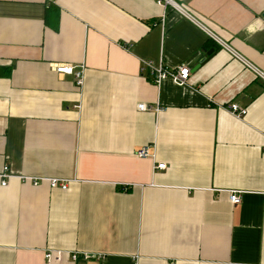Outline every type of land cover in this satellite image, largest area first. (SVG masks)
I'll list each match as a JSON object with an SVG mask.
<instances>
[{
  "label": "crops",
  "instance_id": "0c3cea01",
  "mask_svg": "<svg viewBox=\"0 0 264 264\" xmlns=\"http://www.w3.org/2000/svg\"><path fill=\"white\" fill-rule=\"evenodd\" d=\"M5 168L0 264H264V0H0Z\"/></svg>",
  "mask_w": 264,
  "mask_h": 264
},
{
  "label": "built area",
  "instance_id": "2783aa9c",
  "mask_svg": "<svg viewBox=\"0 0 264 264\" xmlns=\"http://www.w3.org/2000/svg\"><path fill=\"white\" fill-rule=\"evenodd\" d=\"M49 2H55V0H48ZM165 4L168 5L171 3V0H164ZM145 68L150 70L151 77L153 82L160 86L164 81L171 80L172 82L183 85L189 77V68L187 66H180L176 69L169 70L165 68L163 65L159 67L153 66L152 63H145ZM57 73L59 74H74L77 79V85H83V71L81 70L78 73H74L73 69L68 66H61L57 68ZM138 109L142 112L149 111L151 108H147L145 105H139ZM233 114H236L239 117L246 115V111L241 110L239 106L232 105L230 108ZM151 147L141 148L136 156L141 159L151 158L154 159V156L150 154ZM166 169L165 164H158L154 166V172L163 171ZM13 175L9 173L8 168H5L4 171L0 174V179L2 180L1 185L5 187L7 185V179L11 178ZM18 179L21 183L32 184L34 187H38L42 183H48L51 189H61L62 191H67L69 188L68 181L60 180V179H48V178H32V177H24L18 176ZM229 200L233 205H239L241 202V196L239 192H230ZM62 253L49 251L45 255V259L49 264L59 263L62 261ZM74 260H76V255L72 256Z\"/></svg>",
  "mask_w": 264,
  "mask_h": 264
},
{
  "label": "trees",
  "instance_id": "16d2710c",
  "mask_svg": "<svg viewBox=\"0 0 264 264\" xmlns=\"http://www.w3.org/2000/svg\"><path fill=\"white\" fill-rule=\"evenodd\" d=\"M7 72H8V74H6V76H9V75H10V73H11V72H10V70H8Z\"/></svg>",
  "mask_w": 264,
  "mask_h": 264
},
{
  "label": "water",
  "instance_id": "95a60500",
  "mask_svg": "<svg viewBox=\"0 0 264 264\" xmlns=\"http://www.w3.org/2000/svg\"><path fill=\"white\" fill-rule=\"evenodd\" d=\"M212 53V51H210L209 53H208V55H210Z\"/></svg>",
  "mask_w": 264,
  "mask_h": 264
}]
</instances>
